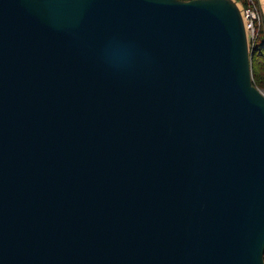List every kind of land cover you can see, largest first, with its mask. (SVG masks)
Wrapping results in <instances>:
<instances>
[{
  "label": "water",
  "instance_id": "water-1",
  "mask_svg": "<svg viewBox=\"0 0 264 264\" xmlns=\"http://www.w3.org/2000/svg\"><path fill=\"white\" fill-rule=\"evenodd\" d=\"M233 0H0V264H264V94Z\"/></svg>",
  "mask_w": 264,
  "mask_h": 264
},
{
  "label": "built area",
  "instance_id": "built-area-1",
  "mask_svg": "<svg viewBox=\"0 0 264 264\" xmlns=\"http://www.w3.org/2000/svg\"><path fill=\"white\" fill-rule=\"evenodd\" d=\"M236 3L243 19L250 48L253 46L259 29L262 26V16L254 0H246L244 3L236 1Z\"/></svg>",
  "mask_w": 264,
  "mask_h": 264
},
{
  "label": "rangeland",
  "instance_id": "rangeland-1",
  "mask_svg": "<svg viewBox=\"0 0 264 264\" xmlns=\"http://www.w3.org/2000/svg\"><path fill=\"white\" fill-rule=\"evenodd\" d=\"M233 1L236 3L237 0L236 1L233 0ZM237 2H239V1H237ZM251 69L255 74L252 76V79H253L255 86L258 87L262 91V93L264 94V88L260 86V81L262 82V80H263L262 75L264 76V54H262L260 56H255L254 59L251 60Z\"/></svg>",
  "mask_w": 264,
  "mask_h": 264
},
{
  "label": "trees",
  "instance_id": "trees-1",
  "mask_svg": "<svg viewBox=\"0 0 264 264\" xmlns=\"http://www.w3.org/2000/svg\"><path fill=\"white\" fill-rule=\"evenodd\" d=\"M237 1H241L244 3L246 0H237ZM254 1L256 3V0H254ZM251 51H252V59H254L255 56H260V55L264 54V24H263V21H262V26L260 27L258 35L256 37V40H255V42L251 48ZM253 75H255V74L252 71V76ZM262 77H263V80H262V82L260 81V86L264 88V76L262 75Z\"/></svg>",
  "mask_w": 264,
  "mask_h": 264
},
{
  "label": "crops",
  "instance_id": "crops-1",
  "mask_svg": "<svg viewBox=\"0 0 264 264\" xmlns=\"http://www.w3.org/2000/svg\"><path fill=\"white\" fill-rule=\"evenodd\" d=\"M264 24V0H256Z\"/></svg>",
  "mask_w": 264,
  "mask_h": 264
},
{
  "label": "bare ground",
  "instance_id": "bare-ground-1",
  "mask_svg": "<svg viewBox=\"0 0 264 264\" xmlns=\"http://www.w3.org/2000/svg\"><path fill=\"white\" fill-rule=\"evenodd\" d=\"M253 64V63H252Z\"/></svg>",
  "mask_w": 264,
  "mask_h": 264
}]
</instances>
